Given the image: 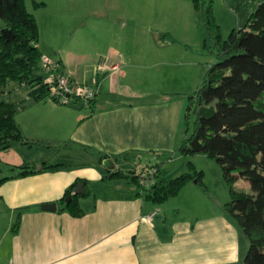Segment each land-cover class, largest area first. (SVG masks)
<instances>
[{
  "label": "crops",
  "instance_id": "0c3cea01",
  "mask_svg": "<svg viewBox=\"0 0 264 264\" xmlns=\"http://www.w3.org/2000/svg\"><path fill=\"white\" fill-rule=\"evenodd\" d=\"M36 1L47 4L37 12L51 6L50 1ZM211 1L215 21L225 36L243 28L264 2ZM54 2L63 10L69 5L67 0ZM111 7L131 10L125 3ZM136 7L141 18L121 25L113 21L107 24L112 27L108 36L91 41L95 48L87 54L97 56L91 64L85 62V52L77 49L68 53L59 48L42 50L61 60L65 74L77 83L96 84L97 104L92 113L85 103L30 102L18 114L26 138L36 144L14 143L0 154L2 162L13 166L36 163L37 170L41 169L0 185V264L241 263V230L228 222L226 214L196 213L200 201H196L199 197L192 182L177 197L156 205L140 197L129 178L107 179L116 171L131 172L135 165L149 170L146 166L156 160L153 154L176 150L185 102L166 90L177 85L179 55L174 47L182 42L179 35H185L175 26L181 23L187 31L199 33L197 44L207 39L191 0H140ZM170 11L173 14L168 17ZM67 19L73 20V16L66 15L64 21ZM160 19L166 21L165 27ZM93 23L99 26L98 21ZM116 27H122L118 34ZM167 35L178 43H171ZM78 42L83 40L78 37L74 43ZM132 84L144 85L145 95L134 93ZM126 153L129 158L115 161ZM99 154L107 157L102 161ZM107 159L116 164L114 169L104 165ZM46 162L60 168L42 171ZM2 174L17 171L5 168ZM79 179L91 185V193L79 199L84 216L73 217L59 207L56 212L44 210ZM25 207L34 209L24 213L20 232L14 235L17 212Z\"/></svg>",
  "mask_w": 264,
  "mask_h": 264
},
{
  "label": "trees",
  "instance_id": "16d2710c",
  "mask_svg": "<svg viewBox=\"0 0 264 264\" xmlns=\"http://www.w3.org/2000/svg\"><path fill=\"white\" fill-rule=\"evenodd\" d=\"M191 1L196 20L204 24L212 41V44L206 42L200 52L213 56L215 61L203 68L200 86L188 96L185 139L173 152L153 154L158 161L146 166L149 171L145 176L133 173L130 183L140 197L158 205L177 197L190 182L203 184L204 172L196 167L192 157L204 155L215 160L230 186L231 201L226 204V212L249 239L243 264H264V2L243 28L234 29L225 36L213 16V2ZM33 5L38 9L46 3L34 0ZM0 19L5 24L0 31L1 154L14 143L28 147L36 144L26 138L17 119L28 102H60L52 96L51 88L45 82L47 74L42 63L45 55L39 45L40 26L35 14L28 9L27 1L0 0ZM166 37L171 43H178L173 37ZM54 60L63 69L61 60ZM12 82L29 90L27 99L13 98L14 90H8ZM72 103H85L92 113L97 104L96 98L88 102L75 99L69 104ZM98 156L102 161L107 157ZM179 156L184 161L183 167L171 171L169 162ZM123 158H129V154L118 156L115 161ZM0 164V185L39 173L36 163L13 166L3 163L0 155ZM5 168L17 171V174H2ZM59 168L60 165L46 162L42 171ZM125 178L128 177L121 171L107 177L110 181ZM239 179L248 181L251 191L236 189ZM79 183L84 184L83 194L75 192ZM90 193V183L79 179L57 202L59 211L77 218L84 216L79 199ZM33 209L18 210L12 226L14 235L20 232L24 213Z\"/></svg>",
  "mask_w": 264,
  "mask_h": 264
},
{
  "label": "rangeland",
  "instance_id": "374dc122",
  "mask_svg": "<svg viewBox=\"0 0 264 264\" xmlns=\"http://www.w3.org/2000/svg\"><path fill=\"white\" fill-rule=\"evenodd\" d=\"M33 1L34 0H27V3L30 12L33 13L34 10L36 11V13L34 12V14L35 16L37 15L36 18L40 26V47L41 50H43V53L53 48H59L64 53L66 52L68 53L72 49H77L82 52H85L84 53L86 55L85 62H87L88 64H91L97 58L96 55L91 56V54H87V53H91V51L95 48L93 44L95 39H97L98 36H108L110 34L109 30L112 29V27L110 26L108 27L107 24L112 23L113 21H117L118 24L121 25L127 20H138L140 17L139 10H137L138 8L136 7L137 3H140V0H67V3L69 5L67 6L66 10L57 7V3L54 2L55 0H46V1H50L51 6L49 7L48 10L41 12H37V11L46 8L47 4L44 7L36 9L33 5ZM114 3L116 4L125 3L126 7L131 6V10H135V11L133 12L131 10H127L125 12V9L114 10L113 7H111V5ZM95 8L97 9L99 8V9L96 11L94 10ZM166 14L168 17H170L173 14V12L170 11V14L169 13ZM66 15H69V17L72 15L73 20L68 21L69 19H67L64 21ZM151 20L152 22H154V19ZM94 21H98L99 26L98 25L93 26ZM161 21L163 23V27H165L166 21L163 20ZM161 21H159V23ZM171 22H174V20H172ZM180 22H181V18L179 17V23ZM201 24L205 28L204 24L203 23ZM81 25H82L81 28H77L78 26ZM84 25H88L87 28L83 27ZM4 26H5L4 22L0 19V31L2 30V28H4ZM120 28L122 27L115 28V34H118ZM175 29L179 31L178 33H182L185 36L179 35L180 39H182L181 40L182 42L180 43L179 46L174 47V51H176L179 55V58L177 60L178 65L175 68L178 77L176 78V83H175L177 85H173L174 87L172 88V90H166V91L168 94L170 93L171 95H175L178 98L184 99L185 102L180 128H179L180 140L178 142V146L175 148L178 149V147L186 137L187 127L184 118H185V109L187 105L188 96L189 94L196 92V90L198 89L201 83L203 68L206 69L208 67L207 64L214 62L215 58L208 54L201 55L202 53L200 52V50L204 48V44L206 42L212 44V41L208 37L206 28L204 31L207 39L204 40V38H202L200 44H197L198 40H200L199 33L193 34L191 30L187 31L185 27L181 25V23L178 25V27L175 26ZM74 35L77 37L73 38ZM78 37H80L83 40L82 44L80 42L74 43V41L78 39ZM91 41H93V43H91ZM84 46L85 48L82 49L81 47ZM197 47H201V49L197 50ZM44 55L46 57L52 58V56H49L48 54H44ZM168 68L170 69L171 66L168 65ZM128 83L131 82L128 81ZM132 88H133L132 91L134 93L140 91L141 95L143 96L146 93L145 90L146 88L144 85L132 84ZM8 90L12 92L14 90L13 92L15 93L13 95L14 99L23 100L26 97H28L27 94L29 90L26 87L18 85V83L16 82L10 83ZM12 92H11V96H12ZM132 99L134 100L135 96L134 97L132 96ZM29 103L30 102H28V104ZM80 159L76 160V162L72 161L71 163H78ZM191 160L195 163L196 167L199 170L204 172L203 184H198L195 181L192 182V184H194L193 187L196 190L195 192L199 197L196 199V201L197 200L200 201L198 205L196 203V210H197L196 213H198L201 216H208L214 214L224 216L226 214L225 216L228 222L232 226H234L239 232L241 230L242 240H243L241 247L243 259L239 264H243L250 243L248 237L244 234L240 225L234 219H232L226 212V204L231 201V191H230V186L228 185L224 177L223 170L215 160L210 159L204 155L194 156L191 158ZM156 161L158 160L157 159L153 160L154 163ZM183 165H184V161L179 156L174 158L173 162L169 164V169L171 171L179 170L183 167ZM139 170L140 168H137V166L135 165V167H133V170H131V172L129 171L124 174L126 175V177L131 178V175L135 172L136 173L139 172ZM184 171H186V168L185 170L182 171V173ZM235 187L236 189L251 191L249 182L244 179H239L236 182Z\"/></svg>",
  "mask_w": 264,
  "mask_h": 264
},
{
  "label": "built area",
  "instance_id": "2783aa9c",
  "mask_svg": "<svg viewBox=\"0 0 264 264\" xmlns=\"http://www.w3.org/2000/svg\"><path fill=\"white\" fill-rule=\"evenodd\" d=\"M43 68L47 74L46 83L52 91V96L61 104H69L72 100L80 99L85 102L93 100L98 95L96 84H80L70 78L53 58L43 56ZM149 170L141 168L137 175L145 176Z\"/></svg>",
  "mask_w": 264,
  "mask_h": 264
},
{
  "label": "water",
  "instance_id": "95a60500",
  "mask_svg": "<svg viewBox=\"0 0 264 264\" xmlns=\"http://www.w3.org/2000/svg\"><path fill=\"white\" fill-rule=\"evenodd\" d=\"M104 165L108 168V169H114L116 164L113 162V160L111 159H107L104 161ZM41 168L39 167L38 170H40ZM75 192L77 194H83L84 193V184L83 183H79ZM67 201H70V198L67 199ZM58 203H51V204H46L44 206V210L47 211H52V212H56L58 210Z\"/></svg>",
  "mask_w": 264,
  "mask_h": 264
}]
</instances>
